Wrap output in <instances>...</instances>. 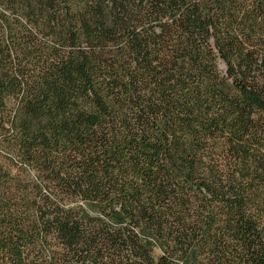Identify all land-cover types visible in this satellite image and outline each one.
Instances as JSON below:
<instances>
[{"label":"trees","instance_id":"trees-1","mask_svg":"<svg viewBox=\"0 0 264 264\" xmlns=\"http://www.w3.org/2000/svg\"><path fill=\"white\" fill-rule=\"evenodd\" d=\"M66 1L0 0V264H264V0Z\"/></svg>","mask_w":264,"mask_h":264},{"label":"flooded vegetation","instance_id":"flooded-vegetation-1","mask_svg":"<svg viewBox=\"0 0 264 264\" xmlns=\"http://www.w3.org/2000/svg\"><path fill=\"white\" fill-rule=\"evenodd\" d=\"M17 2H25V0H16ZM71 1V0H70ZM57 3L61 4V9L64 10L65 7H68V1L66 0H56ZM70 5V9H66L68 12L71 10V14H75L76 12V8L78 3H73ZM22 6L19 7L18 9H13L10 7H6L5 5H3L2 3H0V18H4L3 21L4 23L7 24V27L9 29H14L15 26L17 25L20 30H22V33L25 34V38H27V36L29 34H31L32 32L37 33L38 29L40 31H42L43 33L38 37V41L39 42H43V43H47L51 45L52 42V38L47 34V32H44L45 29L42 30V26L37 27L36 21H35V17L31 14H27L24 12L23 7L25 6L24 4H21ZM2 6V7H1ZM4 6V7H3ZM50 39V41H49ZM25 41L26 40H22ZM13 60H16L13 58ZM8 110L16 112L17 108H18V103L15 99H12L10 101V103H8L7 105ZM15 114V113H14ZM13 114V116H14ZM13 116L11 118H13ZM11 122L12 120L10 119V123L8 122L7 125H9V130L13 131V128L11 126ZM12 128V129H11ZM15 143L17 144V142L15 141ZM26 167V166H25ZM28 168L24 169L23 167L21 168V170H27ZM31 170V169H30ZM25 172V171H22ZM36 174L35 170L31 171V176L34 177V175ZM28 187V186H27ZM71 206L74 207V205L71 204ZM94 217V216H93Z\"/></svg>","mask_w":264,"mask_h":264},{"label":"rangeland","instance_id":"rangeland-1","mask_svg":"<svg viewBox=\"0 0 264 264\" xmlns=\"http://www.w3.org/2000/svg\"><path fill=\"white\" fill-rule=\"evenodd\" d=\"M0 37L3 38L4 34L0 33ZM49 41H50V39H49ZM21 49H24V48H21ZM48 51H50V49H47L46 52H48ZM18 54L23 55V51L20 52V48H19ZM7 103L8 102L6 99L5 104H7ZM0 104H1V102H0ZM7 105H5L6 111H2V112H4L3 117H5V119H4L5 123H8V121L11 119V117L14 114L13 111L8 110ZM5 130L6 131H3V133H2L3 134L2 140L0 141V166L5 171H9L14 179L23 181L24 179L27 178V175H26V173L22 172L21 167H23L25 169V166H24V164H22V160L20 159V156L14 150L16 147V143H15L16 140H14L13 134L15 135V134H17V132L15 130L14 131L9 130V125L5 126ZM71 204L74 205V207L76 206L77 209H80L83 212L86 209H89V206L87 205L88 203L86 204L85 202H82L79 200L74 201ZM91 215L95 216L98 219L105 217L102 212H96V211L92 212Z\"/></svg>","mask_w":264,"mask_h":264}]
</instances>
